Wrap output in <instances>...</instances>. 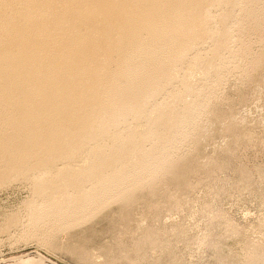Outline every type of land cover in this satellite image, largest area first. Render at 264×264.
I'll return each mask as SVG.
<instances>
[{"label": "bare ground", "instance_id": "1", "mask_svg": "<svg viewBox=\"0 0 264 264\" xmlns=\"http://www.w3.org/2000/svg\"><path fill=\"white\" fill-rule=\"evenodd\" d=\"M25 1L0 0V160L29 164L16 167L31 178L35 225L81 215L151 175L231 58L226 16L241 5L255 15L264 0ZM205 40L213 57L193 54Z\"/></svg>", "mask_w": 264, "mask_h": 264}, {"label": "rangeland", "instance_id": "2", "mask_svg": "<svg viewBox=\"0 0 264 264\" xmlns=\"http://www.w3.org/2000/svg\"><path fill=\"white\" fill-rule=\"evenodd\" d=\"M256 10L250 16L241 5L226 16L232 51L222 49L230 63L151 175L74 219L34 225L26 208L31 178L17 170L29 164L0 160V169L16 168L0 177V264H264V1ZM224 14L214 13L220 30ZM204 42L193 54L213 57L212 42ZM173 92H160L158 99ZM55 160L59 168L63 159Z\"/></svg>", "mask_w": 264, "mask_h": 264}]
</instances>
